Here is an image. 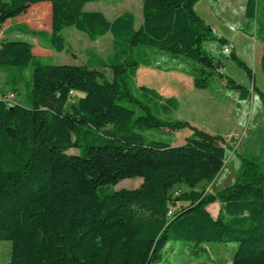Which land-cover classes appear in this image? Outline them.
Returning <instances> with one entry per match:
<instances>
[{
	"label": "trees",
	"instance_id": "1",
	"mask_svg": "<svg viewBox=\"0 0 264 264\" xmlns=\"http://www.w3.org/2000/svg\"><path fill=\"white\" fill-rule=\"evenodd\" d=\"M95 1L0 0V27L27 4H49V32L20 30L45 36L57 52L65 51L62 32L70 27L91 41L110 33L112 46L104 57L85 50L84 64H48L31 55L13 67L3 65L12 75V90L32 65L23 102L0 97V240L10 241L8 264H158L173 242L191 253L221 244L218 264H264L261 154H238L230 186L216 193L197 189L224 166L225 136L168 117L177 111L178 99L135 83L140 65L179 71L202 89L220 74L245 100L249 88L217 73L222 63L205 48L228 39L197 14L200 0H141L138 28L130 11L110 20L100 10L84 9ZM258 14V0H246L242 31L250 34L256 26L257 39L263 27ZM156 53L183 58L191 68L167 60L162 66ZM230 56L263 99L252 69L233 48ZM261 69L264 73V53ZM73 91L83 95L67 106ZM150 129L190 134L171 145L148 139L144 133ZM70 148L77 152H67ZM137 177L142 180L136 188H112ZM176 185L189 189L171 197ZM216 200L221 205L213 217L206 207ZM229 243L235 244L231 256Z\"/></svg>",
	"mask_w": 264,
	"mask_h": 264
},
{
	"label": "rangeland",
	"instance_id": "2",
	"mask_svg": "<svg viewBox=\"0 0 264 264\" xmlns=\"http://www.w3.org/2000/svg\"><path fill=\"white\" fill-rule=\"evenodd\" d=\"M246 0H200L196 6L195 11L197 14L208 23L211 28L219 34L222 33L230 49L233 48L235 53L241 57L247 65L252 69L254 73L253 82L256 87L262 92L263 99L260 98L263 104L264 112V73L261 69V58L264 53V43L260 39L264 38V4L261 0H258L259 20L262 22L261 33L259 32V38H256L255 29L256 26L250 28V34L242 31L244 24L246 23L245 12ZM85 10H100L108 19H112L124 11H130L135 16V28H138L142 23L141 13V0H99L91 2L85 5ZM50 7L49 4L43 3L40 5L27 4L25 9L15 18L7 20L0 27V49L2 51L0 55V97L5 94L13 93L14 101L23 102L25 94V81L28 79V74L31 72L32 65H29L23 72V76L18 77L15 90L11 88L9 74L3 65L15 66L18 63H22L26 58L31 55L39 58L43 63L48 64H84L87 61L85 50H92L95 54L104 57L108 55L111 50V34L107 33L103 37L96 41H91L87 36L76 30L75 28H67L62 32V36L66 42V49L63 52H57L47 44L46 37L42 35H35L32 33L23 32L20 29H35L50 31ZM252 21H250V25ZM254 24V23H253ZM246 27V26H245ZM244 27V28H245ZM206 50H208L214 59H219L222 63V67L219 71H225L227 76L234 79L237 83L245 84L252 89V80L247 76L245 70L239 66L230 56L229 53H224V44H220L217 41H210L205 44ZM159 63L162 66L168 63L175 65L177 68L189 69L191 66L183 58H172L162 53H156ZM150 71H159L151 66L140 65L135 76L136 85H144L149 88L159 89L157 82H160L159 78L152 75ZM218 73V71H217ZM108 78L111 77L109 71H106ZM17 76V75H14ZM162 76V73L160 74ZM187 76V75H186ZM168 77V76H167ZM215 83H225L220 74L215 76ZM141 80V81H139ZM168 88L162 86L160 93H174L180 99V104L177 111L168 115L170 118L185 119L192 124L202 128L211 133H220L229 135V145L227 150L228 162L226 167L229 170H234L236 176L234 180L225 185L222 188L213 190L215 179L209 183H200L196 188H204L208 193H216L217 191L230 186L237 178V170L240 166V159L238 154L243 152L247 154H261V158L264 161V134H256L254 137L246 140V137L240 135L236 137L232 130V122L234 115L232 113V102L230 97L222 98L218 102L213 101L204 92H199L193 84L183 82H171ZM231 93V92H230ZM257 93V92H256ZM258 94V93H257ZM83 93L76 91L71 92L67 106L71 101L77 100ZM243 120H246L244 115ZM110 127V126H107ZM188 129H181L178 131H168L167 129H150L145 131L144 135L148 139L163 140L169 142L171 145L181 144L184 140V136ZM246 140V141H245ZM77 152L75 148L68 149L67 152ZM226 164V163H224ZM225 166V165H224ZM141 178H125L120 180L112 188L117 190L120 188L132 189L139 186ZM189 187L185 185L174 186L169 190L171 197H175L180 191L187 190ZM220 201L216 200L207 205V210L220 208ZM219 212V209H218ZM235 244L229 243L228 254L235 249ZM214 249L219 251L217 247L221 248V244H213ZM221 258V252H213L210 255L209 252H187L182 248V244L179 242H173L172 247L164 249L162 258L158 264H215L210 260ZM10 257V241L0 240V264H8Z\"/></svg>",
	"mask_w": 264,
	"mask_h": 264
},
{
	"label": "crops",
	"instance_id": "3",
	"mask_svg": "<svg viewBox=\"0 0 264 264\" xmlns=\"http://www.w3.org/2000/svg\"><path fill=\"white\" fill-rule=\"evenodd\" d=\"M198 15L200 16V14H198ZM216 33L218 35L222 36V33L219 34L217 31H216ZM150 72H151L150 73L151 76L154 75L156 77V75H157V77L160 80V82H157V87H159V89H156L159 93H160V88L162 86H164V88H168L167 86L170 85L171 82H175V81L183 82L185 80V81L193 84L192 78L190 76H188V75L186 76L185 74H183L179 71L178 72L177 71H169V72L150 71ZM161 73H162V76H160ZM218 73H221L223 75H227L225 73V71H218ZM215 81H216V78H214L211 86L208 88H203V89L202 88H196V89L199 90V92L206 93L208 95V97H210L215 102H218V100H221L222 98H225L228 96L230 97V101L232 102V113L234 115V119L232 122V130H231L230 134L233 133V135H236V137L243 135L244 137H246V140L254 137L256 134H258V135L264 134L263 104H262L258 94L256 92L252 91V89L250 87L243 84L249 88L250 94L245 100L240 101L238 92H236L234 90H229L225 86V83L220 82V84H219V83H215ZM168 90L171 91V89H169V88H168ZM165 92H164V95H162L161 93L160 94L164 97L175 96L178 99L177 95H174V93L168 94ZM178 102L180 104V99H178ZM244 115H246V120H243ZM189 134H190V131L186 132V135L184 136V138L186 136H188ZM223 135L225 136L226 142L229 145V135L226 133ZM227 156L228 155L226 153V159H227ZM225 163H226V164H224L225 166L222 167V169L218 173V177L214 181V185L212 188L214 191L219 189V188L224 187L225 185H228L229 183H231L236 176V174L234 172L236 167L233 170H229L226 167L228 162H225ZM218 209L219 208L216 207L215 209H212V211L211 210H208V211L210 212V214L213 217H216L217 213H218ZM208 251H209L210 255H212V253L214 251L216 252L217 250L208 249ZM207 260H210L211 262L218 264L217 260L213 259L212 256L210 258L208 257Z\"/></svg>",
	"mask_w": 264,
	"mask_h": 264
},
{
	"label": "built area",
	"instance_id": "4",
	"mask_svg": "<svg viewBox=\"0 0 264 264\" xmlns=\"http://www.w3.org/2000/svg\"><path fill=\"white\" fill-rule=\"evenodd\" d=\"M230 52V49L229 47L225 44L224 45V53H229ZM2 99L7 101V102H13L14 100V94L13 93H8V94H5L2 96Z\"/></svg>",
	"mask_w": 264,
	"mask_h": 264
}]
</instances>
